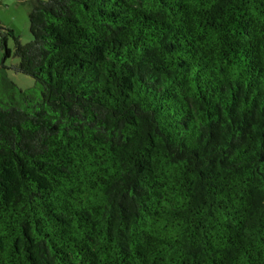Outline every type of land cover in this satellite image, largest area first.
Segmentation results:
<instances>
[{"label":"trees","instance_id":"obj_1","mask_svg":"<svg viewBox=\"0 0 264 264\" xmlns=\"http://www.w3.org/2000/svg\"><path fill=\"white\" fill-rule=\"evenodd\" d=\"M29 21L0 27V264H264V0Z\"/></svg>","mask_w":264,"mask_h":264},{"label":"rangeland","instance_id":"obj_2","mask_svg":"<svg viewBox=\"0 0 264 264\" xmlns=\"http://www.w3.org/2000/svg\"><path fill=\"white\" fill-rule=\"evenodd\" d=\"M37 0H0V27L11 29L14 37L21 43H26L32 39L30 33L29 13ZM14 37H7V46L11 50V55L4 62L7 66L8 78L18 84L21 88L27 89L33 86L34 79L22 73H16L12 66L17 64L19 59L14 56ZM4 50L1 49L0 37V67Z\"/></svg>","mask_w":264,"mask_h":264}]
</instances>
